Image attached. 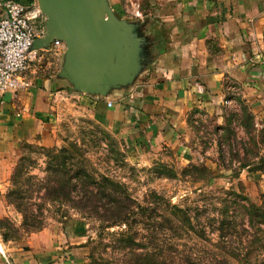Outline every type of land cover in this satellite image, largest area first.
Masks as SVG:
<instances>
[{
	"label": "crops",
	"instance_id": "crops-1",
	"mask_svg": "<svg viewBox=\"0 0 264 264\" xmlns=\"http://www.w3.org/2000/svg\"><path fill=\"white\" fill-rule=\"evenodd\" d=\"M143 1L141 16L125 18L137 21L144 42L141 66L128 84L105 94L75 90L59 73L64 49L50 44L25 72L31 86L0 92V217L20 224L21 213L5 197L14 155L24 142L50 139L61 97L88 105L128 151L185 154L192 123L220 114L232 93L248 102L264 130V0ZM86 225L77 212L26 239L3 241L5 254L14 264H88ZM0 264H6L1 252Z\"/></svg>",
	"mask_w": 264,
	"mask_h": 264
},
{
	"label": "trees",
	"instance_id": "trees-1",
	"mask_svg": "<svg viewBox=\"0 0 264 264\" xmlns=\"http://www.w3.org/2000/svg\"><path fill=\"white\" fill-rule=\"evenodd\" d=\"M103 133L106 139L110 137L106 131ZM79 140L80 143L74 139L61 146L42 147L47 157L42 177L30 173L34 165L30 156L18 161L12 187L5 197L21 213L22 220L17 225L8 217H0V227L7 230L0 234L3 241L42 229L44 211L58 206L63 208L61 215L65 218L66 210L72 208L84 218L99 221V238L106 236L104 247L112 246L115 252L99 257L105 264L108 259L121 264H264V195L260 204L240 205L237 201L242 209L241 220L237 219V207L231 209L223 204L204 221L199 206L171 202L154 189L138 199L124 180L99 170L87 154L85 138ZM110 140L113 144L114 139ZM26 146L31 143L24 142L21 148ZM111 149L123 154L115 147ZM110 158L116 159L112 155ZM188 167L198 176L207 169L195 163ZM161 173L175 177L177 171L164 168ZM96 260L92 254L89 264Z\"/></svg>",
	"mask_w": 264,
	"mask_h": 264
},
{
	"label": "rangeland",
	"instance_id": "rangeland-1",
	"mask_svg": "<svg viewBox=\"0 0 264 264\" xmlns=\"http://www.w3.org/2000/svg\"><path fill=\"white\" fill-rule=\"evenodd\" d=\"M136 1L139 3L138 8L143 11V0H108L111 11L116 16L128 19L130 17L127 16L133 15ZM57 101L47 134L50 139L29 142L31 146L23 149L20 147L15 153L6 192L12 187L13 170L23 156H30L34 161L30 173L42 177L47 159L42 147L61 146L74 139L80 143V137H84V147L87 146V154L95 166L124 180L138 199L154 189L171 202L189 205L191 208L199 206L201 219L204 221H208L206 216L216 213L217 207L223 204L231 209L237 207V219L241 220L242 203H261L264 195V130L256 124L251 106L238 94L232 93L230 101H224L225 105L220 114L213 117L199 115V120L193 121L194 133L185 154L175 153L168 148L158 151H128L124 140L106 128L97 113L90 110L78 97L70 95L69 98L61 97ZM246 114L251 115V118L247 119ZM103 131L109 133L110 137L106 139L108 136ZM110 139H114L113 144ZM112 147L123 154H115ZM111 155L117 160L110 158ZM189 163L205 165L207 169L204 173L198 172L201 175L198 176L192 171L194 169L188 167ZM164 168L177 171L175 177L162 174ZM236 193L246 198L240 199ZM44 212V226L65 219L61 215L64 212L62 207L50 206ZM76 213L72 208L66 210L67 217ZM85 221L87 225L84 245L88 264L92 254L97 259L95 264H105L99 257H109L115 252L112 246L104 247L103 243L108 239L106 236L99 238V221L93 217H86ZM206 228L209 230L208 226ZM3 231H7L6 228L0 227V234ZM240 232L243 239L245 233L242 226ZM26 235L22 233L20 239H26ZM211 236L215 237L214 234ZM9 240L12 237L4 240V244L9 243ZM237 242L240 241L236 240ZM108 261L107 264H121L116 259Z\"/></svg>",
	"mask_w": 264,
	"mask_h": 264
},
{
	"label": "water",
	"instance_id": "water-1",
	"mask_svg": "<svg viewBox=\"0 0 264 264\" xmlns=\"http://www.w3.org/2000/svg\"><path fill=\"white\" fill-rule=\"evenodd\" d=\"M45 15V32L32 48L64 43L60 75L75 90L105 94L128 84L143 59L137 21L116 16L108 0H37Z\"/></svg>",
	"mask_w": 264,
	"mask_h": 264
},
{
	"label": "built area",
	"instance_id": "built-area-1",
	"mask_svg": "<svg viewBox=\"0 0 264 264\" xmlns=\"http://www.w3.org/2000/svg\"><path fill=\"white\" fill-rule=\"evenodd\" d=\"M133 10L134 16H141L138 1ZM45 32V15L37 3H21L15 0H4L0 5V92L5 90L26 89L32 81L25 74L32 59L40 58L39 48H32L33 40ZM54 46L64 49L63 41L55 38ZM230 100L226 99L225 102ZM112 102L107 101L110 106ZM0 252L6 264H14L4 251L0 236Z\"/></svg>",
	"mask_w": 264,
	"mask_h": 264
}]
</instances>
